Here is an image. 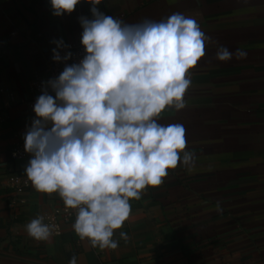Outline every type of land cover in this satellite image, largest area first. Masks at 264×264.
<instances>
[{
    "label": "crops",
    "instance_id": "0c3cea01",
    "mask_svg": "<svg viewBox=\"0 0 264 264\" xmlns=\"http://www.w3.org/2000/svg\"><path fill=\"white\" fill-rule=\"evenodd\" d=\"M90 4L56 17L49 0H0V264H264V0H102L97 8L126 24L160 21L182 13L206 36V54L190 70L182 110L158 121L182 124L191 172L180 164L163 184L132 200L130 218L114 239L115 250L91 248L74 230L36 241L26 224L61 203L57 194L20 193L7 151L26 121L28 81L41 72L40 50L80 41L78 17ZM223 45L246 58L216 59ZM219 203L222 211H217ZM49 224V223H48ZM127 233L128 240L119 233Z\"/></svg>",
    "mask_w": 264,
    "mask_h": 264
},
{
    "label": "clouds",
    "instance_id": "9594fccd",
    "mask_svg": "<svg viewBox=\"0 0 264 264\" xmlns=\"http://www.w3.org/2000/svg\"><path fill=\"white\" fill-rule=\"evenodd\" d=\"M52 14H71L81 0H49ZM90 4L91 18L80 16L84 55L65 64L58 77L44 83L33 105L34 119L24 134L30 154L25 175L43 194H57L65 211L74 210L72 225L91 248L115 250L114 239L130 218L132 200L163 184L182 164L191 172L196 156L186 150L182 124L158 121L168 109L186 107L191 71L208 43L198 22L182 13L136 24L101 12L102 0ZM54 62L72 58L63 39L52 41ZM246 58V52L217 47L216 59ZM49 90L54 95L49 94ZM217 211H222L217 203ZM37 215L26 224L36 241H48L58 226ZM120 239L128 240L121 231ZM69 264H77L72 256Z\"/></svg>",
    "mask_w": 264,
    "mask_h": 264
},
{
    "label": "built area",
    "instance_id": "2783aa9c",
    "mask_svg": "<svg viewBox=\"0 0 264 264\" xmlns=\"http://www.w3.org/2000/svg\"><path fill=\"white\" fill-rule=\"evenodd\" d=\"M66 45H68L69 47L61 50L60 55L63 56L67 51H71L73 55L71 59L62 63L54 62L52 59V49L55 48L56 45L50 46L49 48H42L40 50L41 56L43 58V66L41 72L33 76L27 83V97L23 102L24 108L26 110V121L23 125H21L14 131L15 142L7 151V157L10 162H19L24 166L23 169L14 171L12 173L13 176H15V178L13 179L14 184L12 188L17 193H20L31 186V183L27 180V177L25 175V168L31 157L30 154L24 151L23 137L26 129L31 126V121L35 117L32 109L36 98L41 94V89L44 83L50 79L58 77L65 67V64L77 63L80 59H82L84 55V49L81 46L80 41L66 43ZM49 94H51L50 90ZM49 217L50 219L47 220L48 223L57 225L59 234L63 230H73L72 225L75 220V211L68 210L66 212L65 206L62 201L60 203V206L56 210H54L53 213L49 215ZM56 235L57 234L54 231L52 236Z\"/></svg>",
    "mask_w": 264,
    "mask_h": 264
},
{
    "label": "water",
    "instance_id": "95a60500",
    "mask_svg": "<svg viewBox=\"0 0 264 264\" xmlns=\"http://www.w3.org/2000/svg\"><path fill=\"white\" fill-rule=\"evenodd\" d=\"M52 95H54L53 93H51Z\"/></svg>",
    "mask_w": 264,
    "mask_h": 264
}]
</instances>
